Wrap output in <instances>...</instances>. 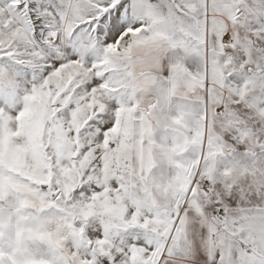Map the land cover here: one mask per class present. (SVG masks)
Masks as SVG:
<instances>
[{
	"label": "snow or ice",
	"instance_id": "1",
	"mask_svg": "<svg viewBox=\"0 0 264 264\" xmlns=\"http://www.w3.org/2000/svg\"><path fill=\"white\" fill-rule=\"evenodd\" d=\"M0 264H264V0H0Z\"/></svg>",
	"mask_w": 264,
	"mask_h": 264
}]
</instances>
